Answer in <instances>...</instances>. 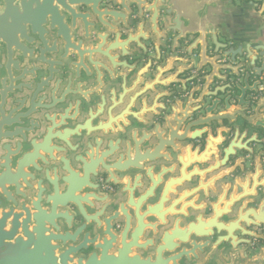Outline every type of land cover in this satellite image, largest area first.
Here are the masks:
<instances>
[{
  "label": "water",
  "instance_id": "obj_1",
  "mask_svg": "<svg viewBox=\"0 0 264 264\" xmlns=\"http://www.w3.org/2000/svg\"><path fill=\"white\" fill-rule=\"evenodd\" d=\"M0 264H264V0H0Z\"/></svg>",
  "mask_w": 264,
  "mask_h": 264
},
{
  "label": "built area",
  "instance_id": "obj_2",
  "mask_svg": "<svg viewBox=\"0 0 264 264\" xmlns=\"http://www.w3.org/2000/svg\"><path fill=\"white\" fill-rule=\"evenodd\" d=\"M111 190H112V189H111L110 186L105 185V184L102 185V191H103V192H106V191L110 192Z\"/></svg>",
  "mask_w": 264,
  "mask_h": 264
},
{
  "label": "flooded vegetation",
  "instance_id": "obj_3",
  "mask_svg": "<svg viewBox=\"0 0 264 264\" xmlns=\"http://www.w3.org/2000/svg\"><path fill=\"white\" fill-rule=\"evenodd\" d=\"M1 50H2V54H3V51H4V47H3V45H1Z\"/></svg>",
  "mask_w": 264,
  "mask_h": 264
}]
</instances>
